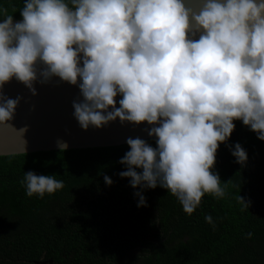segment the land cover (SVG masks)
I'll return each mask as SVG.
<instances>
[{
  "label": "clouds",
  "instance_id": "obj_1",
  "mask_svg": "<svg viewBox=\"0 0 264 264\" xmlns=\"http://www.w3.org/2000/svg\"><path fill=\"white\" fill-rule=\"evenodd\" d=\"M198 2L193 10L189 0H23L19 20L15 6H0V125L21 101L5 84L14 79L35 96L37 83H67L78 88L71 106L82 130L145 125L154 146L128 137L119 160L137 207L158 186L189 216L205 194L226 198L230 179L214 171L218 148L229 147L241 167L248 161L240 143H227L234 121L264 141V0ZM19 183L39 199L65 186L34 171ZM236 200L249 210V200Z\"/></svg>",
  "mask_w": 264,
  "mask_h": 264
},
{
  "label": "trees",
  "instance_id": "obj_2",
  "mask_svg": "<svg viewBox=\"0 0 264 264\" xmlns=\"http://www.w3.org/2000/svg\"><path fill=\"white\" fill-rule=\"evenodd\" d=\"M22 5L0 0L10 13L16 7V20ZM234 123L227 143L241 144L247 164L222 143L214 171L230 179L228 195L205 194L190 216L159 186L145 190L147 206L137 207L136 189L118 175L127 144L0 156V264H264V141ZM27 171L55 174L65 186L27 197L19 183ZM238 193L249 210H241Z\"/></svg>",
  "mask_w": 264,
  "mask_h": 264
},
{
  "label": "water",
  "instance_id": "obj_3",
  "mask_svg": "<svg viewBox=\"0 0 264 264\" xmlns=\"http://www.w3.org/2000/svg\"><path fill=\"white\" fill-rule=\"evenodd\" d=\"M189 6L197 10L198 0H189ZM34 86L35 96L14 79L4 86L8 97L20 96L21 101L14 119L0 125V156L60 150L58 141L66 143L64 150H69L125 145L128 137L151 139L145 125H121L118 120L101 129L82 130L72 116V101L78 96L76 86L55 80Z\"/></svg>",
  "mask_w": 264,
  "mask_h": 264
}]
</instances>
